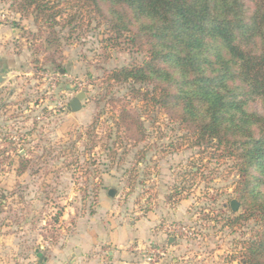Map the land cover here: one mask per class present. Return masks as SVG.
I'll list each match as a JSON object with an SVG mask.
<instances>
[{"label":"rangeland","instance_id":"obj_1","mask_svg":"<svg viewBox=\"0 0 264 264\" xmlns=\"http://www.w3.org/2000/svg\"><path fill=\"white\" fill-rule=\"evenodd\" d=\"M57 1L50 28L0 0V264H44L78 218L96 213L128 225L150 215L174 237V264H251L249 242L264 228L237 218L235 159L217 139L197 145L156 84L110 79L150 59L145 38L113 28L105 8Z\"/></svg>","mask_w":264,"mask_h":264},{"label":"trees","instance_id":"obj_2","mask_svg":"<svg viewBox=\"0 0 264 264\" xmlns=\"http://www.w3.org/2000/svg\"><path fill=\"white\" fill-rule=\"evenodd\" d=\"M85 1L105 8L113 28L149 45L145 64L117 69L110 79L156 84L159 102L191 127L197 145L217 139L239 172L244 208L237 218L264 228V113L253 107L264 103V0ZM14 2L50 28L62 16L57 0ZM248 253L251 264L264 261V230Z\"/></svg>","mask_w":264,"mask_h":264},{"label":"crops","instance_id":"obj_3","mask_svg":"<svg viewBox=\"0 0 264 264\" xmlns=\"http://www.w3.org/2000/svg\"><path fill=\"white\" fill-rule=\"evenodd\" d=\"M109 200L100 197L105 207ZM117 216L96 213L77 219L75 232L69 235L62 247H53L45 256L44 264H145L141 251L150 242L169 241V255L157 264H174L171 252L174 240L158 227V221L150 215L131 219L130 224ZM70 252V253H69Z\"/></svg>","mask_w":264,"mask_h":264},{"label":"water","instance_id":"obj_4","mask_svg":"<svg viewBox=\"0 0 264 264\" xmlns=\"http://www.w3.org/2000/svg\"><path fill=\"white\" fill-rule=\"evenodd\" d=\"M4 62L0 58V83L4 80ZM86 92L80 91L76 94V96L70 101V108L73 112H76L82 108V100L85 98ZM117 191L114 188H110L108 191L109 196L115 197ZM239 201L237 199H233L231 201V207L233 211H237L239 208ZM174 237H171L170 241L172 242Z\"/></svg>","mask_w":264,"mask_h":264},{"label":"built area","instance_id":"obj_5","mask_svg":"<svg viewBox=\"0 0 264 264\" xmlns=\"http://www.w3.org/2000/svg\"><path fill=\"white\" fill-rule=\"evenodd\" d=\"M141 255L145 264H157L161 257L167 255V252L159 244L150 242L143 248Z\"/></svg>","mask_w":264,"mask_h":264}]
</instances>
